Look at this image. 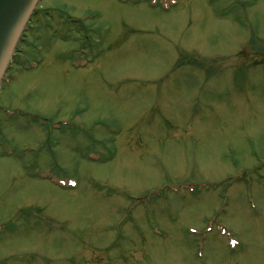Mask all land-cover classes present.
<instances>
[{
	"label": "rangeland",
	"instance_id": "1",
	"mask_svg": "<svg viewBox=\"0 0 264 264\" xmlns=\"http://www.w3.org/2000/svg\"><path fill=\"white\" fill-rule=\"evenodd\" d=\"M0 82V264H264V0H40Z\"/></svg>",
	"mask_w": 264,
	"mask_h": 264
},
{
	"label": "water",
	"instance_id": "2",
	"mask_svg": "<svg viewBox=\"0 0 264 264\" xmlns=\"http://www.w3.org/2000/svg\"><path fill=\"white\" fill-rule=\"evenodd\" d=\"M38 1L0 0V80Z\"/></svg>",
	"mask_w": 264,
	"mask_h": 264
}]
</instances>
